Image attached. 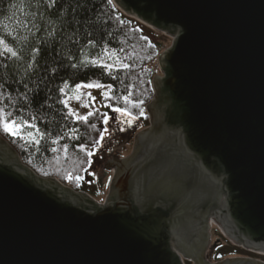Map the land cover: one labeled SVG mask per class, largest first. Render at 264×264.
Returning a JSON list of instances; mask_svg holds the SVG:
<instances>
[{
    "label": "water",
    "instance_id": "95a60500",
    "mask_svg": "<svg viewBox=\"0 0 264 264\" xmlns=\"http://www.w3.org/2000/svg\"><path fill=\"white\" fill-rule=\"evenodd\" d=\"M113 1L173 37L149 124L102 203L0 133V264H185L215 203L223 233L264 254V0Z\"/></svg>",
    "mask_w": 264,
    "mask_h": 264
},
{
    "label": "trees",
    "instance_id": "16d2710c",
    "mask_svg": "<svg viewBox=\"0 0 264 264\" xmlns=\"http://www.w3.org/2000/svg\"><path fill=\"white\" fill-rule=\"evenodd\" d=\"M12 4L21 5V0H0V108L28 124L20 136L2 128L0 133L38 174L91 193L82 169L89 159L79 145L92 148L103 111L94 108L84 123L61 101L73 97L76 84L100 81L111 85L105 99L111 108L126 107L148 125L146 106L154 97V65L163 45L153 40L155 31L113 0H23L18 8ZM5 44L17 55L7 52ZM108 64L112 67H104ZM65 83L68 87L61 92ZM129 92L132 103H125L121 98ZM141 100L139 108L133 106ZM75 175L83 179L77 182ZM215 251L218 259L225 256L223 248Z\"/></svg>",
    "mask_w": 264,
    "mask_h": 264
},
{
    "label": "rangeland",
    "instance_id": "374dc122",
    "mask_svg": "<svg viewBox=\"0 0 264 264\" xmlns=\"http://www.w3.org/2000/svg\"><path fill=\"white\" fill-rule=\"evenodd\" d=\"M148 26V25H147ZM150 29H152L154 32V34H152V38L155 41L160 42L163 47H162V51L166 50L169 46L172 45L173 43V37L170 36L168 33L166 32H161L158 31L154 28H152L151 26H148ZM154 67H156V74L155 75H161L162 71L159 68L157 59L155 61V65ZM94 83H99L100 85H103L104 87L102 88H97V87H83L81 88L78 92H76L73 97L71 99L67 100V105L69 107L70 112L74 111L75 113H77L80 116H84L87 115V113L89 111H94V108H98L100 111H103V113H107L108 116L111 117H116L117 119L109 120L108 124H103L102 123V117H101V121L99 123L100 127L98 130V136L97 139L99 138V133L101 131L102 128H109V133L105 134V138L100 142L99 145H97L95 148H89L88 150H91L94 152V155L91 158L87 157V164L85 163V165H83L82 169H87V171H84V180L85 183L89 189H90V194L100 203L104 202L106 199V196L108 194L109 191V185L107 183V176L105 175V177L102 178L101 180V184H99L98 182V178H97V174L102 173L103 169L105 168H101V170L95 172V174L89 173L90 175H96L94 176V180L91 182L88 177L86 176L87 172L92 170V166H93V162L96 161L97 157L100 156L103 152V148L107 149L108 151L110 150H115L120 152L121 155L127 156L129 154V152L131 151V144H129L127 142V138L123 135H134L137 131H139V129L143 128L144 126H146V124L142 121V120H138V119H134L132 121V123L129 125L128 123H120V115L119 113H116L114 111H112V108L109 107V103L105 100V96L103 95V93H108L109 88L107 87V84H104L100 81H93V82H86V83H82V85H87V84H94ZM79 96V99H76L75 97ZM94 98V99H93ZM86 105V106H85ZM100 113V116L101 114ZM148 114V113H147ZM149 124V123H148ZM121 135V136H120ZM122 139L123 142L121 144H119L120 142H118V139ZM104 149V151H105ZM107 161V158H104L103 161H101V167L104 166V163ZM100 162V161H99ZM110 175V173H109ZM101 185V186H100ZM228 237L219 229L217 228V226H213V235H212V240L215 244H217L218 247L222 246L223 244L228 245L225 246L224 249V254L225 255H230L231 253H236L240 252L236 246L232 245V244H226L227 242L229 243V241L227 240ZM217 242V243H216ZM218 242H221L218 245ZM215 247H211L210 249V260L215 261L217 260V251H215ZM244 254H250L253 256H257L259 258H263V256H260V254H256V253H252V252H247ZM184 263L188 264V260L184 259Z\"/></svg>",
    "mask_w": 264,
    "mask_h": 264
},
{
    "label": "flooded vegetation",
    "instance_id": "af4514ba",
    "mask_svg": "<svg viewBox=\"0 0 264 264\" xmlns=\"http://www.w3.org/2000/svg\"><path fill=\"white\" fill-rule=\"evenodd\" d=\"M165 75L164 73H162V76ZM148 125L144 126L143 128L139 129L142 130L145 127H147ZM138 132V131H137ZM136 132V133H137ZM136 133L134 135H123L125 136L127 139V142L129 144H131V151L129 152V154L127 156L121 155L120 152L115 151V150H110L108 151L107 149L103 148V153L97 157L96 161L93 162V166H92V170L88 171L86 176L88 177V179L92 182L94 180V176L96 175H90L89 173L95 174V172L101 170V168L103 169L102 173H98L97 178H98V182L99 184L102 185L101 180L103 177H105V175L107 176V183L110 187V182L113 178L116 177L117 173H118V165L120 164V161H122L123 159H125L126 157L132 155V153L134 152L135 149V145H136V140H137V135ZM121 136V135H120ZM118 142H120L119 144H121L123 142L122 139H118ZM105 149V151H104ZM104 158H107V160H109L107 162L106 165L101 167V161H103ZM100 161V162H99ZM110 173V175H109ZM85 177V176H84ZM86 181V180H85ZM100 185V186H101ZM220 202H223L225 200H227V196L223 195L220 199ZM217 203H215L212 207L209 208L208 212L205 214V217L202 219V221L200 222L199 226H197L196 228V234L194 236V239L196 241V244L198 245L196 248V252L193 255V257H187L185 258L186 260H188V264H203L204 262L206 264H211V263H215L218 262L222 259L225 258H229V257H242V256H246V257H252V258H256L258 260L264 261V254L262 253H257L251 250H247L245 249L243 246L233 242L229 237H228V241L226 244H232L234 246H236L237 248H239L238 250L240 252L236 253H231L230 255H225L220 259H217L215 261L210 260V249L211 247H218L217 244H215L212 240V235H213V226H217V228H219L222 232V227H221V221L217 216ZM173 236V235H172ZM217 243V242H216ZM221 242H218V245ZM195 244V245H196ZM225 245L223 244L222 246H220L221 248H224ZM247 252H252V253H256V254H260V256H263V258H259L257 256H253L250 254H244ZM203 262V263H202Z\"/></svg>",
    "mask_w": 264,
    "mask_h": 264
},
{
    "label": "snow or ice",
    "instance_id": "6c2138e0",
    "mask_svg": "<svg viewBox=\"0 0 264 264\" xmlns=\"http://www.w3.org/2000/svg\"><path fill=\"white\" fill-rule=\"evenodd\" d=\"M22 3H23V0H21V5H22ZM53 3H55V0H53ZM21 5L12 4V5H10V7L18 8ZM0 11H2V10H0ZM13 16H15V13H13ZM7 18L8 19H12L13 17H7ZM2 43H3V40H0V44H2ZM5 48H6V51L11 53L12 56H16L17 55V53L15 51H13L11 48H8L6 44H5ZM92 63L96 64V61L93 60ZM72 67L75 68L76 65H72ZM104 67L111 68L112 65L108 64V65H105ZM124 67L127 68L128 65H124ZM67 87H68V84L65 83L64 86L60 89V91L63 92L64 89L67 88ZM83 87L102 88L104 86L100 85L99 83L87 84V85L76 84L74 92H78ZM107 87L110 89L111 85H108ZM103 95L105 96V98H109L108 97V93L105 92V93H103ZM131 95H132L131 92H129L128 95L123 96L121 99H123V101L125 103H132V101L130 99ZM75 98L79 99V96H76ZM61 102L64 103L65 106L67 107V101L66 100L65 101H61ZM142 104H143V101L141 100L138 103H135L133 106L139 108L140 105H142ZM109 107H111V105H109ZM112 111H114L116 113H119L120 118H121L120 119V123H128L130 125L132 123V121L136 118V117H134L132 115L131 111L128 108H126V107H115V108H112ZM70 114L75 116L79 121L84 122V123H88L89 122V117L94 115V113L92 111H89L87 113V115H84V116H80L77 113H75L74 111L70 112ZM140 115H143V109L142 108L140 109ZM101 116H102V123L103 124H108L110 119H112V120L117 119L116 117H111L110 118L107 113H103V114H101ZM25 124H28V122L27 121H22L19 118H13V113L11 111H6L4 108H0V128H2L5 133H8V134H10L12 136H20L21 129L24 127ZM28 126L29 127H34L33 125H30V124ZM91 128L95 129L96 125L92 124ZM106 133H109V128H102L100 133H99V138L96 139L95 141H93V143H92V147L93 148H95L97 145L100 144V142L105 138V134ZM27 135L29 137H31L33 141H35L36 143H39V140H36L35 136L33 135V133L31 131L27 132ZM21 138H23V137H21ZM55 142L56 141H53V143H55ZM65 148H67V146H65ZM79 149H80V151L84 152L85 156L88 157V158H91L94 155L93 151L88 150V145L87 144H80L79 145ZM53 151H55V150H53ZM83 170L87 171V169H83ZM68 178L69 179H73V177L71 175ZM74 179H75V181L79 182L81 179H83V177L80 176V175H75Z\"/></svg>",
    "mask_w": 264,
    "mask_h": 264
}]
</instances>
